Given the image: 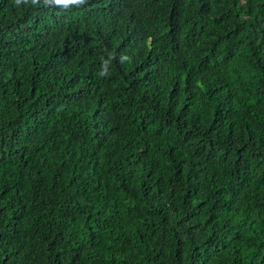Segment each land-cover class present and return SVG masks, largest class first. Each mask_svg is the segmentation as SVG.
I'll use <instances>...</instances> for the list:
<instances>
[{
    "label": "trees",
    "instance_id": "trees-1",
    "mask_svg": "<svg viewBox=\"0 0 264 264\" xmlns=\"http://www.w3.org/2000/svg\"><path fill=\"white\" fill-rule=\"evenodd\" d=\"M79 6L0 0V264H264V0Z\"/></svg>",
    "mask_w": 264,
    "mask_h": 264
},
{
    "label": "clouds",
    "instance_id": "clouds-1",
    "mask_svg": "<svg viewBox=\"0 0 264 264\" xmlns=\"http://www.w3.org/2000/svg\"><path fill=\"white\" fill-rule=\"evenodd\" d=\"M101 1V0H97ZM33 3L36 0H32ZM44 6L49 9V11L57 18H65L67 13L70 10L77 9L83 6L85 0H42ZM16 3L19 4L20 0H16ZM128 4V3H127ZM103 33L102 26L99 25L96 21H89L83 30V40H95ZM125 57V55H120Z\"/></svg>",
    "mask_w": 264,
    "mask_h": 264
}]
</instances>
